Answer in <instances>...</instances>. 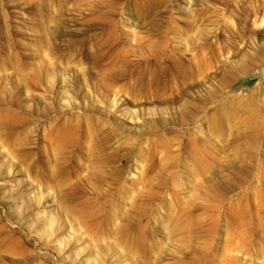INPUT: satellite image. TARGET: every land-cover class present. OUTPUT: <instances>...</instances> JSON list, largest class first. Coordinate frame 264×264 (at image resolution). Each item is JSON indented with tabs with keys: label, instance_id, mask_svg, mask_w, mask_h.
<instances>
[{
	"label": "rangeland",
	"instance_id": "374dc122",
	"mask_svg": "<svg viewBox=\"0 0 264 264\" xmlns=\"http://www.w3.org/2000/svg\"><path fill=\"white\" fill-rule=\"evenodd\" d=\"M0 264H264V0H0Z\"/></svg>",
	"mask_w": 264,
	"mask_h": 264
}]
</instances>
